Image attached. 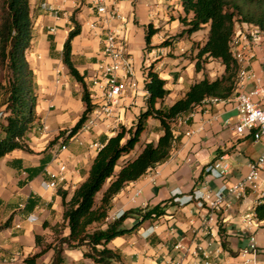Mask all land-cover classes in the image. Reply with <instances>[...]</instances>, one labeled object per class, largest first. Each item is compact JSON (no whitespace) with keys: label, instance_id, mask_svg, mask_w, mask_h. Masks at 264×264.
<instances>
[{"label":"crops","instance_id":"crops-1","mask_svg":"<svg viewBox=\"0 0 264 264\" xmlns=\"http://www.w3.org/2000/svg\"><path fill=\"white\" fill-rule=\"evenodd\" d=\"M92 2L30 0L35 23L26 59L37 85V119L27 140L32 152L15 149L0 159V222L10 218L9 226L0 230V264H24L22 260L26 256L39 250L35 236L45 244L53 241L56 230L61 235L67 234V228L62 226L61 198L56 189L43 185L49 178L48 171L56 170L55 152L59 151L58 159L67 166L66 180L61 188L70 197L85 178L102 137L113 136L120 125L132 126L144 108L143 82L147 66L151 65L166 81L169 93L164 98L165 104L180 98L193 82L203 77L213 80L223 73L224 67L216 59H208L203 69L195 71V59L190 55L196 52L192 43L199 40L197 31L178 38L171 45L159 46L183 28L178 20L182 14L179 0H121L119 8L126 18L122 34L131 55L139 94L127 91L123 94L129 97L127 105L121 97L113 105L111 115L98 121L91 130L79 128L65 142L58 138L46 148L59 131L71 128L83 111L81 86L69 76L62 62V48L71 28L70 16L77 9L75 19L80 24V33L71 41V61L78 72L84 74L89 89V77L96 67L100 48V37L86 25L92 16ZM45 4L56 13L45 10ZM147 24L156 29L149 49L143 44ZM250 30V24L236 23V33L248 35ZM253 53L249 69L264 87V33L258 36ZM213 62L217 63L215 69ZM252 87L250 80L242 84L244 90ZM98 102L91 100L94 105ZM225 119H229L228 125ZM235 120L232 103L223 101H204L190 114L178 117L172 123V133L180 140L169 157L137 180L126 183L113 197L107 221L119 218L127 210L144 209L169 199L162 215L143 222L132 234L115 237L107 244L121 252L125 264H204L201 255L193 254L196 247L205 252L208 264H264V218L257 220L253 212L254 203L264 187L247 188L239 198L225 194L217 207L193 197L195 191L198 195L243 177L248 162L258 156L261 145L250 136L235 135L231 125ZM150 125L157 127L158 122L152 118L147 120V129L139 142L120 158L115 170L126 159L133 158L142 143L156 142L157 132H150L151 137H147ZM61 145L66 149L60 151ZM221 155H227L230 164V173L223 180L205 171V167ZM46 159L41 171L34 170ZM260 178L264 181V171ZM136 220L137 216L129 215L123 220V226L130 227ZM219 222L222 237L218 232ZM251 238L256 251L243 254ZM222 240L226 248L221 245ZM83 251L82 247L63 246L61 264H94L83 256ZM52 256L53 250L49 249L36 262L50 264Z\"/></svg>","mask_w":264,"mask_h":264},{"label":"trees","instance_id":"trees-1","mask_svg":"<svg viewBox=\"0 0 264 264\" xmlns=\"http://www.w3.org/2000/svg\"><path fill=\"white\" fill-rule=\"evenodd\" d=\"M182 14L178 20L182 30L163 40L159 46L171 45L182 36H190L208 25L206 40L197 47L195 71H200V59H216L223 65L221 76L209 80L206 77L190 84L183 95L171 104H165L169 93L166 81L153 70L151 65L145 68L143 82L144 108L135 117L130 127L120 125L118 131L110 137H102L101 146L92 159L87 174L72 191L70 197L58 186L56 193L61 198L62 226L67 234L56 230V237L50 243L41 244L35 236L39 250L26 256L24 264H37L36 260L47 250H53L50 264L62 263L63 246L84 248L83 256L94 264H125L118 249L107 247L115 237L130 235L140 224L153 220L164 213L168 200H163L144 209H130L119 218L107 221L108 211L113 197L128 182L135 181L149 169L164 162L179 142V136L172 133V123L182 116L190 114L198 105L209 98L224 100L235 91L238 64L229 50V41L236 22L251 24L264 33V0H179ZM74 10L70 16L71 28L68 30L62 48V62L69 76L81 86L83 111L69 129L61 130L49 141L46 148L62 138V142L75 134L95 105L91 103L84 74L78 72L71 61V41L80 33V24L75 19ZM35 15L30 0H0V159L15 149L32 152L28 146V134L36 124L37 85L32 68L26 59L33 39ZM156 32L147 24L144 33L145 49L150 48V38ZM52 47V45H51ZM158 122L156 142H144L140 151L126 159L115 171L117 161L130 153L139 142L141 134L147 129V120ZM41 161L34 168L41 171L46 163ZM257 220L264 218V192L253 206ZM137 216L130 227L123 226V220ZM10 218L0 222V230L9 226ZM219 235L223 236L221 223ZM226 248V242L221 241Z\"/></svg>","mask_w":264,"mask_h":264},{"label":"built area","instance_id":"built-area-1","mask_svg":"<svg viewBox=\"0 0 264 264\" xmlns=\"http://www.w3.org/2000/svg\"><path fill=\"white\" fill-rule=\"evenodd\" d=\"M120 2L121 0H93L92 16L86 22L87 27L100 37L97 63L93 74L89 77L90 87L88 89L90 99L99 100V102L82 123L80 129L83 131H89L98 121L107 119L112 113L113 105H116L127 91H132L134 95L139 94L138 83L133 74L131 55L126 49V39L122 34L126 18L120 11ZM43 8L53 14L56 13L47 4L43 5ZM261 33L263 32L256 26L251 25L248 35L239 32L231 37L229 50L239 66L234 94L224 100L216 98L204 100L210 103L231 102L236 112V120L231 124L234 134L239 137L250 136L254 142L261 145L258 156L248 162V170L243 177L230 185L220 184L215 190L207 189L198 195L196 194L198 191H195L193 197L201 198L211 207L219 206L225 194L239 198L247 188L264 187V181L260 178L264 171V87L258 83V79L249 69L254 56L253 47ZM248 80L253 83V87L244 90L242 84ZM224 123L228 125L229 119H225ZM65 149V145L59 147L60 151ZM58 155L59 151H56L54 157L56 170L48 171L49 178L43 183L44 187L49 189H56L66 180L67 166L58 159ZM205 171L214 178L223 180L230 173L227 155H221L209 163ZM255 251L256 247L251 238L243 254L249 252L253 254ZM193 254L201 255L204 258V264H208L206 254L201 247H196Z\"/></svg>","mask_w":264,"mask_h":264},{"label":"rangeland","instance_id":"rangeland-1","mask_svg":"<svg viewBox=\"0 0 264 264\" xmlns=\"http://www.w3.org/2000/svg\"><path fill=\"white\" fill-rule=\"evenodd\" d=\"M176 7V6H175ZM77 10V9H76ZM33 11V10H32ZM35 12L33 11V14H34ZM35 23V22H34ZM236 23H240V22H236ZM236 23H235V26H236ZM235 26H234V32H233V35L236 33L235 32ZM198 33H197V35H198V37H199V40H197V41H194L193 42V45H195V44H202V43H204V41L206 40V36H207V32H208V25H206V26H204L201 30H199V31H197ZM232 35V36H233ZM143 44L145 45V42H144V40H143ZM195 50L197 51V47L195 48ZM195 55H196V52H194V55H193V53H191V57L192 58H195ZM208 59H210V58H208ZM208 59H204V58H201L200 59V64H201V66H202V68L201 69H203L204 68V66H205V63H207L209 60ZM212 60H214V59H212ZM220 62V61H219ZM217 67V63L216 62H213V68L215 69ZM122 98L124 99V101H123V104L124 105H127L128 103H129V97H128V95L126 94V96H122ZM147 132H148V135H147V137H148V139L151 137V134H150V132H156V127H153V125H150V127L148 128V130H147ZM153 137V136H152ZM119 164H120V159L117 161V165L115 166V169L117 168V166H119ZM116 171V170H115Z\"/></svg>","mask_w":264,"mask_h":264}]
</instances>
